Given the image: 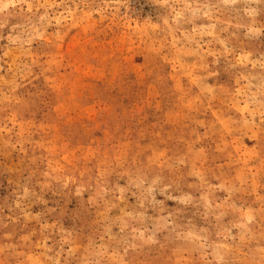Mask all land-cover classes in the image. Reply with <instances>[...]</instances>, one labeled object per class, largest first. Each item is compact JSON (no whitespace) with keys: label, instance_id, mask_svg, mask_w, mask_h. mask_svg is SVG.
Wrapping results in <instances>:
<instances>
[{"label":"rangeland","instance_id":"rangeland-1","mask_svg":"<svg viewBox=\"0 0 264 264\" xmlns=\"http://www.w3.org/2000/svg\"><path fill=\"white\" fill-rule=\"evenodd\" d=\"M0 264H264V0H0Z\"/></svg>","mask_w":264,"mask_h":264}]
</instances>
